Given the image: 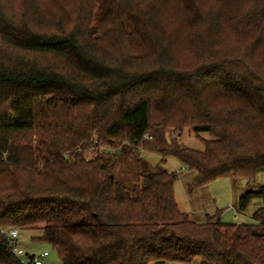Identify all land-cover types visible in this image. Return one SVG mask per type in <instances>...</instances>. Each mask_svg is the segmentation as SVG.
<instances>
[{"label": "trees", "instance_id": "16d2710c", "mask_svg": "<svg viewBox=\"0 0 264 264\" xmlns=\"http://www.w3.org/2000/svg\"><path fill=\"white\" fill-rule=\"evenodd\" d=\"M169 156L189 190L264 172V0H0V228L62 264H264V186L253 222H196ZM0 264H25L2 235Z\"/></svg>", "mask_w": 264, "mask_h": 264}, {"label": "rangeland", "instance_id": "374dc122", "mask_svg": "<svg viewBox=\"0 0 264 264\" xmlns=\"http://www.w3.org/2000/svg\"><path fill=\"white\" fill-rule=\"evenodd\" d=\"M203 135L210 137L205 133H203ZM181 140L188 146L199 149L203 148L201 140L196 137L194 132L185 130L181 136ZM88 149L86 155L89 157L94 156L96 147L91 146ZM140 151V154L153 164H157L162 159L159 153L147 149H140ZM133 154L134 151L129 149L127 153L122 154V156L118 158L119 162L115 165V172L117 175L125 174L134 178V170L131 162ZM165 167L179 174L174 182L175 198L179 209L186 212L194 221L201 223L205 222L206 213L213 214L216 209L221 211V219L223 222L251 223L254 221L252 214L261 205L260 199H253L246 210L239 211V198L249 189L256 190L264 186V172L257 174L255 179L250 182L243 177H222L206 185L196 186L189 190L188 185L192 182L196 174L194 170L186 168L185 164L174 156L167 157ZM41 233L42 231L40 229H20L16 241L17 246L24 250V253L20 256L27 259L28 262L30 260L29 254L40 255L44 251H48L49 255L42 258L41 264H62L58 252L53 248L50 242L36 238ZM150 264H201V261L199 258H195L190 263L167 260L154 261Z\"/></svg>", "mask_w": 264, "mask_h": 264}, {"label": "built area", "instance_id": "2783aa9c", "mask_svg": "<svg viewBox=\"0 0 264 264\" xmlns=\"http://www.w3.org/2000/svg\"><path fill=\"white\" fill-rule=\"evenodd\" d=\"M146 138L150 139L152 138L151 135H147ZM0 233L1 235H3L4 237H6L9 240V246L11 247V250L13 251V253L20 258L21 262L25 263V264H41L42 263V258H44L45 256H47L49 254L48 251H44L42 254L40 255H35L33 254L32 256H29V261L27 262V259H24L23 257H21L20 255L24 253V250L19 248L16 244V241L18 239L20 230L17 227H8V228H0Z\"/></svg>", "mask_w": 264, "mask_h": 264}, {"label": "crops", "instance_id": "0c3cea01", "mask_svg": "<svg viewBox=\"0 0 264 264\" xmlns=\"http://www.w3.org/2000/svg\"><path fill=\"white\" fill-rule=\"evenodd\" d=\"M49 255V254H48Z\"/></svg>", "mask_w": 264, "mask_h": 264}]
</instances>
